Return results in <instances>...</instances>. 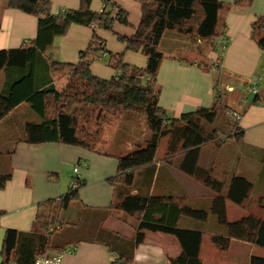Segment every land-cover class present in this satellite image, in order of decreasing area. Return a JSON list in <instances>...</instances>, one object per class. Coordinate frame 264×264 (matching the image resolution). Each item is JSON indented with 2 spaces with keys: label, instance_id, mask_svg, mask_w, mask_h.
Here are the masks:
<instances>
[{
  "label": "trees",
  "instance_id": "16d2710c",
  "mask_svg": "<svg viewBox=\"0 0 264 264\" xmlns=\"http://www.w3.org/2000/svg\"><path fill=\"white\" fill-rule=\"evenodd\" d=\"M92 1L81 0L79 8L55 11L51 0H7L8 7L35 15L38 28L36 37L20 47L0 49V71L5 73L0 88V121L26 102L38 118L25 122L24 131L17 140L28 143L59 142L98 152H102L99 148V125L114 123V138L120 142L117 147L120 152L111 150L106 153L117 157L119 166L117 174L109 177L108 181L117 188L113 207L129 213L138 222L136 244L145 240V230L170 233L180 241L182 252L177 257L169 258L168 264H203L200 249L204 232L201 229L183 228L180 220L183 216L205 220L209 214L206 208L181 203L172 196L130 192L136 171L155 161L160 139L169 136L165 158L172 159L176 154H182L180 169L215 192L211 209L226 225L224 233L211 235L215 245L226 251L235 238L264 247L263 202L260 203L262 215L248 212L234 221H229L227 217V201L239 205L246 203L253 187L252 181L243 175H236L226 186L224 180L215 176L212 168L199 164L202 145L244 136L240 121L231 118L227 120V138L219 137L221 128L213 131L208 128L217 120L221 110L227 108L228 100L227 93L223 94L219 87L220 77L226 73L221 67L222 56L228 47V38L219 29L223 2L140 0L141 20L135 32L129 36L116 31L118 24H130L129 13L124 7L116 2L108 6L107 1L101 11H96L92 8ZM237 2L252 4L253 0ZM74 23L93 29L88 46L80 52L79 60L75 63L53 59L48 53L55 38L66 34ZM100 28L113 31L120 41L126 43L127 50L141 51L147 57V64H132L125 60L123 53L109 50L106 40L98 33ZM171 32L189 41H197L201 46L197 56L173 57L189 63L197 62L201 69L209 72L217 70L219 75L213 103L179 117L171 115L160 104L158 73L161 61L166 56L161 45ZM252 37L264 50V15L254 21ZM216 40H219L217 46L214 45ZM213 50L220 53L214 59L208 56ZM99 59L106 60L105 63L114 70L111 78L93 73L92 64ZM51 73L66 74L67 84L62 89L58 88L53 83ZM259 103H264L260 92L252 94L243 109L228 108L226 111L236 110L243 115L247 106ZM141 120L147 126L145 134L137 129L132 130V127H140ZM131 130L134 132L129 138ZM127 142L132 144L131 149H124ZM1 168L0 189L12 175L11 170ZM75 180L77 183L66 194L39 204L31 231L6 230L1 264H34L37 255L57 248L52 245V235L57 224L63 223L61 211L79 199V187L86 182L78 177ZM2 213L0 210V215ZM132 260L131 255L119 254L111 264H132ZM250 264H264V257L253 255Z\"/></svg>",
  "mask_w": 264,
  "mask_h": 264
},
{
  "label": "crops",
  "instance_id": "0c3cea01",
  "mask_svg": "<svg viewBox=\"0 0 264 264\" xmlns=\"http://www.w3.org/2000/svg\"><path fill=\"white\" fill-rule=\"evenodd\" d=\"M51 1L55 11L76 9L81 5V0ZM107 1L108 6L116 2L128 11L130 24H118L116 31L132 35L141 20L140 0H93L92 8L101 11ZM221 1L224 6L220 10L219 29L225 32L228 47L222 56L221 67L226 73L220 77L219 87L224 85L234 88L226 92L227 108L241 110L252 95L250 87L255 80H259V92L264 98V50L252 37L254 21L264 15V0H253L252 4L237 0ZM37 28L38 18L35 15L8 7L7 0H0V49L20 47L36 37ZM98 33L106 40L107 48L123 53L126 61L138 66L147 64V57L141 51L127 50L126 43L120 41L113 31L100 28ZM92 35L91 27L74 23L66 34L55 38L48 55L61 62L75 63ZM168 35L171 42L172 38H179L174 32ZM218 43L219 40H216L214 45ZM219 54L213 50L208 56L214 59ZM186 55L192 56V53L177 56ZM102 61L99 59L92 64L93 73L111 78L114 70ZM51 76L58 88L62 89L67 84L66 74L51 73ZM218 76L217 70L205 71L197 62L189 63L171 54L166 55L158 73L160 104L175 117L199 107L210 106L215 99ZM4 80L5 73L0 71V88ZM236 97L239 98L236 100ZM243 97L247 98L245 104L242 103ZM13 116L18 117L19 121L14 120ZM218 118L208 128L211 131L228 129V118L223 117L222 121H218ZM28 120H36L35 114L23 102L0 121V135L9 139L15 134L16 131L7 128H18L19 132H23ZM240 125L244 128L243 138H232L222 143L209 142L200 147L199 164L212 168L215 176L224 180L226 186L236 175H243L253 183L246 203L239 205L227 201L229 221L253 212L252 208L249 210L247 207L248 202L264 203V103L247 106L240 118ZM114 135L115 132L106 139L107 146L102 148V152L59 142L28 143L14 140V146L8 152L13 151L9 154V164L5 169L1 168L11 170L12 175L0 189V210L3 211L0 215V264L6 230L31 231L40 209L39 204L66 194L73 188L76 177L86 182L79 187V199L61 211V219L66 224H57L56 230L60 234L56 242L58 249L51 250L64 254L62 264H111L119 254L131 255L132 264H168L169 258L181 254L180 241L175 235L166 232L145 230V240L136 244L137 220L129 213L113 207L117 188L108 178L117 174L119 160L106 152L115 145ZM2 140L0 136V142ZM168 142L169 136L160 139L155 161L136 171L130 192L172 196L181 203L206 208L209 214L205 220L190 216H183L180 220L181 227L204 232L200 249L203 264H250L251 256L264 257V247L240 239H232L226 251H221L215 245L211 235L226 231V225L219 221L211 209L215 192L180 169L182 154H176L172 159L165 158ZM116 145L119 148L120 142ZM131 148L132 144L127 142L124 149ZM77 166L79 171L75 172Z\"/></svg>",
  "mask_w": 264,
  "mask_h": 264
},
{
  "label": "rangeland",
  "instance_id": "374dc122",
  "mask_svg": "<svg viewBox=\"0 0 264 264\" xmlns=\"http://www.w3.org/2000/svg\"><path fill=\"white\" fill-rule=\"evenodd\" d=\"M201 46L198 44L197 41H189L188 39L185 38H181V37H174L172 38V42L170 40V36H166L163 40V44L161 45V50L166 54V55H185V54H189L192 53V56L199 54V50H200ZM106 60H103L102 62L105 63ZM221 92H223V94L226 95V91H229L224 85L220 86ZM227 96V95H226ZM243 96V94H242ZM239 98V97H238ZM236 97V100L238 99ZM244 98V97H243ZM247 98H244L242 103L245 104ZM228 110V108H227ZM230 111V110H229ZM33 113L35 114V119H37V115L36 113L33 111ZM226 117L228 119H230L229 115L227 114V111L224 109L221 110L218 121H222L224 118ZM12 118H14V120L19 121V118H15V116H13ZM118 123V122H117ZM115 124L114 123H102L100 126L101 129V142H100V148L101 150H103L102 148L106 147V139L109 138L112 134H114L115 132ZM139 130L140 133H146L147 130V126L145 121L141 120L140 121V127H132V130ZM7 130H11V131H16L15 134L12 137H9V139L4 138L5 135H0L2 136L3 140L2 142H0V166H3V168H6V165L9 164V150L12 149V147L14 146V140L17 139L19 136H21V132H19L18 128L16 129H11V128H7ZM18 130V131H17ZM132 130L130 131L129 134V138L130 136H133V132ZM3 132V130H2ZM136 132V131H135ZM4 134V133H3ZM135 134V133H134ZM229 135V131H227L226 128H222L219 131V137L221 139L227 138V136ZM232 137H229L228 140H231ZM227 140V141H228ZM118 138L115 141V145L113 146V149H111L113 152L119 153L120 151H118L117 149V143ZM115 150V151H114ZM106 151V150H105ZM252 201V200H251ZM250 202H248L247 207L249 208V210H253V213L255 214H260L262 215L263 210L260 206V202H256L253 204H249ZM262 211V212H261ZM63 225H65L66 223H62ZM53 239H52V245H56V242L58 241V236H60L59 231L55 230V232L53 233ZM222 251V250H221Z\"/></svg>",
  "mask_w": 264,
  "mask_h": 264
},
{
  "label": "built area",
  "instance_id": "2783aa9c",
  "mask_svg": "<svg viewBox=\"0 0 264 264\" xmlns=\"http://www.w3.org/2000/svg\"><path fill=\"white\" fill-rule=\"evenodd\" d=\"M216 60V59H215ZM215 65L217 64L216 61L214 62ZM229 91H232L233 87L227 88ZM250 91L252 94L259 92V80H255L250 87ZM227 114L233 121H240V118L242 115L240 114V111L236 110H230L227 111ZM79 171V167H75V172ZM74 185L77 183V180L74 181ZM64 254L62 252H53L48 251L45 253H41L37 255L34 264H62L63 263Z\"/></svg>",
  "mask_w": 264,
  "mask_h": 264
}]
</instances>
